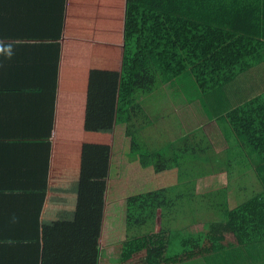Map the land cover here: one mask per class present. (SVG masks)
<instances>
[{
    "label": "crops",
    "instance_id": "crops-1",
    "mask_svg": "<svg viewBox=\"0 0 264 264\" xmlns=\"http://www.w3.org/2000/svg\"><path fill=\"white\" fill-rule=\"evenodd\" d=\"M125 13L126 0H0V44L11 47V55L0 53V264H99L103 247L109 262L129 264L131 240L148 235L133 236L141 230L137 209L147 205L140 190L143 171L155 165L143 168L145 152L124 141L134 105L130 83L119 79ZM149 97L142 93L136 100ZM263 97L264 62L209 94L217 109L209 117H203L201 104L206 96L179 102L185 100L189 110L198 105L209 125L202 129L216 151L213 158L222 162L229 143L217 119ZM197 130L183 128L175 141L189 137L194 144ZM250 173L235 186L236 195L245 191L243 182L249 191L259 190ZM135 183L136 198L126 188ZM231 202L229 192L230 206L237 205ZM199 214L215 220L202 224V232L193 230L198 215L183 228L176 224L182 240L217 237L221 254L209 264H253L252 249L237 246L227 231L211 229L216 214ZM118 241L123 249L109 250ZM196 258L186 264H198Z\"/></svg>",
    "mask_w": 264,
    "mask_h": 264
},
{
    "label": "trees",
    "instance_id": "trees-1",
    "mask_svg": "<svg viewBox=\"0 0 264 264\" xmlns=\"http://www.w3.org/2000/svg\"><path fill=\"white\" fill-rule=\"evenodd\" d=\"M263 62L264 0H126L119 79L130 83L132 115L137 121H145L140 126L149 124L143 103L144 106L151 103L148 98L137 102L142 93L172 90L177 80L189 72L201 95L208 96L226 89L239 75ZM141 88L145 91L136 96ZM217 124L229 143L226 161L213 158L216 151L203 131L198 130L194 133V144L188 137L185 142L170 144V154L147 151L141 155L143 168L163 161L167 155L211 159L214 172L226 173L228 177L226 187L203 194L196 193L195 182L158 191L156 204L162 210L161 230L133 239L129 244L133 257L145 253L142 264H185L195 257L198 264H209L221 254L217 237L181 239L184 234L174 230L178 223L174 210L179 203L189 213L193 210L197 215L200 211L216 214L211 229L220 230L221 234L227 231L237 246L252 249L253 264L264 262V97L226 113L217 119ZM250 172L254 173L259 190L251 191L247 197L250 186L246 184L245 200L242 197L231 207L232 177H246ZM174 242H180L182 251L169 263L167 255Z\"/></svg>",
    "mask_w": 264,
    "mask_h": 264
},
{
    "label": "rangeland",
    "instance_id": "rangeland-1",
    "mask_svg": "<svg viewBox=\"0 0 264 264\" xmlns=\"http://www.w3.org/2000/svg\"><path fill=\"white\" fill-rule=\"evenodd\" d=\"M191 73H186L183 75L179 80V85H177L176 89L174 90H165L163 89L160 94L154 93L151 94L148 98V103L146 108L147 115L149 117V124H146L143 130L137 124L142 122L135 120L134 117H129L128 127H129V137L127 135L126 139L124 140L127 144L131 145V142L134 143L136 149H140L141 152H153V153H165L170 154L172 149H170L169 145L172 144L173 141L177 138V133L181 132L183 128H197L198 131H203L202 127L205 129L209 128V125H205L206 120L203 117L206 115L209 117V114L216 112L217 109L215 105H213L212 98L211 101L207 99L206 96L204 103L202 104L203 107V117L199 113L198 105L194 106V110H189L187 108V104L184 100L183 103L179 102L183 100L182 97L186 98L190 101L193 99H197L201 96V93L196 86V83L192 80ZM188 80V81H185ZM244 81V80H242ZM240 81V82H242ZM143 91L141 88L138 91L136 96H139ZM162 95L163 97H159L160 100L156 102L158 96ZM154 101V102H153ZM146 104V103H145ZM143 103V106L145 105ZM155 108H158L155 111ZM202 113V112H201ZM209 113V114H208ZM137 121V124L136 122ZM172 128V132L168 130V127ZM127 125L123 127H118L117 133V140L121 138V132H125ZM143 127V126H142ZM169 128V129H170ZM133 130H138L137 132ZM176 137V138H175ZM174 138V140L172 139ZM176 142V141H175ZM173 142V143H175ZM179 143V142H177ZM214 146L218 150L217 143H214ZM159 163V165H158ZM155 163L154 167H150L147 171H143L145 175H143L144 183L141 184V189L144 191L143 196H146L147 205L143 208L137 209V222L140 224V231L133 232V236H142L146 232L147 234H151L157 230V228L161 229V213L159 207H157V192L160 188L165 187H173L175 185H181L187 182H195V189L196 193H201L205 191H211L218 188H221L226 184H228V177L226 175H219L216 174L213 168V165H207V161L191 159L189 157L186 158H174L168 156L163 159V161ZM157 164V165H156ZM165 164V165H163ZM161 172L164 174L162 177H159ZM251 175V173H250ZM162 178L164 181H158ZM248 180L247 177L238 178L237 176H233L231 179L230 185V196L232 197V205L237 204L240 200L245 197L243 193H237V189L235 186L243 180ZM252 183L254 184L253 177L251 176ZM242 186L247 187L246 182L242 183ZM256 186V185H255ZM123 190L125 187H122ZM128 193L130 192L134 198H136L138 184H134V186L126 187ZM258 188V187H257ZM130 190V191H129ZM247 195H251V191ZM125 193V192H124ZM236 196V197H235ZM243 197V198H242ZM245 200V198L243 199ZM136 207H139L136 204ZM175 219H177V225L179 228H183V225L186 226L187 223H191L193 217H197V214H193V210L189 213V209H186L180 203L174 210ZM208 220H215V216L213 218H209V216H204V214H198V219L195 220L198 222L193 228L196 231H203V225ZM135 229L136 224H135ZM126 234L124 235V238ZM123 238V239H124ZM183 237H181L182 239ZM133 240V239H132ZM131 240V241H132ZM115 244L114 249L109 247V250H113L114 253H117L119 250L123 249L125 246L122 241L113 242ZM121 245V246H119ZM121 247V249L118 248ZM105 249V250H104ZM126 251V250H125ZM182 251V247L179 243L174 242L171 245L170 251L167 255V261L170 263L174 261L175 255H178ZM108 249L104 248L100 249V257H99V264H114L116 259L113 262H109L107 259ZM145 253L132 256V261L129 264H142L144 260ZM86 258L83 257V260ZM89 262V259H86ZM167 262V263H168ZM182 262V261H181ZM180 262V263H181ZM186 264V263H185Z\"/></svg>",
    "mask_w": 264,
    "mask_h": 264
},
{
    "label": "clouds",
    "instance_id": "clouds-1",
    "mask_svg": "<svg viewBox=\"0 0 264 264\" xmlns=\"http://www.w3.org/2000/svg\"><path fill=\"white\" fill-rule=\"evenodd\" d=\"M0 53L11 55V47L10 46L5 47L2 44H0Z\"/></svg>",
    "mask_w": 264,
    "mask_h": 264
}]
</instances>
